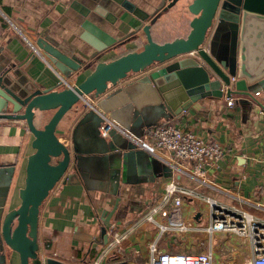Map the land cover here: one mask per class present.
Returning <instances> with one entry per match:
<instances>
[{
    "label": "crops",
    "instance_id": "1",
    "mask_svg": "<svg viewBox=\"0 0 264 264\" xmlns=\"http://www.w3.org/2000/svg\"><path fill=\"white\" fill-rule=\"evenodd\" d=\"M103 1L106 2L0 0V74L8 81V87L22 96L35 89H59L65 84L75 83L93 68L96 61H107L127 51L140 49L145 41L141 25L145 23H149L150 36L156 42L185 36L190 29L192 14L186 9L190 0H179L167 9L169 0H128L148 14L145 20H139L110 2L107 7L111 13L109 21L90 10L86 17L89 23L83 27L81 8L91 9ZM152 15L156 18L150 23ZM38 38H44L61 52L78 58L84 63L82 69L76 76L64 77L52 58L37 47L35 42ZM103 40L108 45L95 51L94 47L103 44ZM147 70L129 75L118 85ZM256 91H251L250 96L232 92L234 103L231 106L225 104L223 95L201 97L169 119L207 141L219 142L223 147L224 154L217 165L206 169L204 182L186 172L187 162H181L179 168H172L120 132L134 144V148L143 150L144 159L141 161L144 164L140 163L138 171L120 166L117 178L113 180L97 158L83 153L80 170L73 172L74 175L67 180L59 179L38 207V255L67 263L88 264L108 237L103 218L111 211L108 223L113 227L110 231L123 235V239L121 249L104 256L102 264H145L149 242L155 240L157 250L171 252L175 237L186 235L205 241L200 251L211 252L212 264H229L219 255L227 248L232 249L233 241H245V255L250 263L252 255L246 238L223 231L207 235L204 227L209 224L210 210L206 197L239 207L264 221V111H260L264 106V91ZM89 98L93 100L91 95ZM143 101L141 96L137 103L142 106ZM87 106L88 102L83 98L61 115L54 127L60 142H70L76 122ZM33 112V123L40 127L52 110ZM88 124L89 119L79 124L75 130L76 138H85L83 133ZM31 139L32 134L23 119L0 117V167H10L8 172L0 173V180L9 173L0 219L19 202L17 190L23 185L26 156L33 151ZM171 178L193 191L183 198L180 206L181 218L190 229L159 233L157 223L162 219L154 214L153 221H146L143 215L148 207L158 202L163 184ZM0 257V264H18L17 254L13 251H5Z\"/></svg>",
    "mask_w": 264,
    "mask_h": 264
},
{
    "label": "water",
    "instance_id": "2",
    "mask_svg": "<svg viewBox=\"0 0 264 264\" xmlns=\"http://www.w3.org/2000/svg\"><path fill=\"white\" fill-rule=\"evenodd\" d=\"M105 1L91 9L81 8L83 27L89 23L86 17L90 10L109 21L110 2L139 20L148 17L128 0ZM177 1L169 0L166 9ZM186 9L192 17L185 36L156 42L150 36L149 23H145L141 25L145 41L140 49L107 61H96L82 79L59 89H35L20 96L8 87V81L0 74V117L23 119L32 134L30 145L33 148L26 156L23 185L17 190L19 202L0 219L2 256L5 251H13L18 264H77L38 255L36 226L41 201L59 179L67 180L80 170L83 153L97 158L113 180L120 166L139 170L143 150L134 148L131 141H126L113 128L105 136L100 135L98 126L103 118L97 110L144 139L146 127L169 121L201 97H220L224 90L226 95L238 92L249 96L251 91H264V0H190ZM155 18L152 15L150 23ZM35 43L52 58L64 77L76 76L82 69V61L61 52L44 38H38ZM107 45L104 41L94 49L99 51ZM145 69H148L146 73L118 85L129 75ZM90 95L93 104L88 102L87 109L77 120L70 142H60L54 133L58 119L72 105ZM141 96L142 106L137 103ZM34 110L52 112L36 127ZM86 119L89 124L83 133L85 138H76L75 130ZM152 167L155 170L154 165ZM9 170L10 167H0V173ZM8 182L9 173L0 180V206ZM114 208L115 204L112 210ZM110 212L103 218L105 226L109 224Z\"/></svg>",
    "mask_w": 264,
    "mask_h": 264
},
{
    "label": "built area",
    "instance_id": "3",
    "mask_svg": "<svg viewBox=\"0 0 264 264\" xmlns=\"http://www.w3.org/2000/svg\"><path fill=\"white\" fill-rule=\"evenodd\" d=\"M225 92L224 90L225 104L231 106L234 99L231 94L226 95ZM257 93L256 91L255 94ZM84 99L93 104V100H90L88 96ZM97 111L103 118L98 126L100 135L105 136L107 131L113 128L172 168H179L181 162H187L186 172L199 181H205L206 169L215 167L224 154V149L219 142L207 141L193 130L182 128L170 121L146 127L144 139H140L101 111ZM260 111H264V106L260 108ZM192 192V189L178 185L173 178L169 179L162 186L158 202L147 208L143 215L144 219L153 221V215H158L162 219L161 223H157L159 233L172 229L187 231L190 228L181 218L180 206L183 198L191 195ZM206 203L210 210L209 224L204 227L205 233L211 235L214 231H223L246 238L252 255L249 264H264V221L239 207L216 202L210 197H206ZM112 227V223L107 225L105 233L108 237L96 257L88 264H102L101 260L104 256L121 249L123 235L110 231ZM155 244V240L147 244L145 264H212L210 251L171 253L157 250ZM133 254L135 255V251Z\"/></svg>",
    "mask_w": 264,
    "mask_h": 264
},
{
    "label": "rangeland",
    "instance_id": "4",
    "mask_svg": "<svg viewBox=\"0 0 264 264\" xmlns=\"http://www.w3.org/2000/svg\"><path fill=\"white\" fill-rule=\"evenodd\" d=\"M118 133V132H117ZM122 136L120 133H118ZM123 137V136H122ZM124 138V137H123ZM125 139V138H124ZM127 141V140H126ZM189 236V237H187ZM193 235H186L183 238L175 237L172 243L171 253H196L201 250L205 241L202 238L191 237ZM234 247V248H233ZM246 242L233 241L232 249L227 248L224 253L219 255L220 259L226 263L232 264H249V257L245 255Z\"/></svg>",
    "mask_w": 264,
    "mask_h": 264
}]
</instances>
